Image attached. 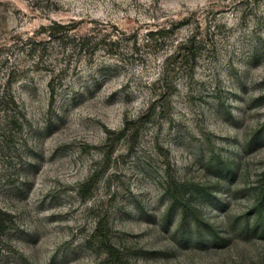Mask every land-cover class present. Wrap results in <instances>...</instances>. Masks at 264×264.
<instances>
[{"label":"rangeland","instance_id":"1","mask_svg":"<svg viewBox=\"0 0 264 264\" xmlns=\"http://www.w3.org/2000/svg\"><path fill=\"white\" fill-rule=\"evenodd\" d=\"M0 264H264V0H0Z\"/></svg>","mask_w":264,"mask_h":264},{"label":"trees","instance_id":"2","mask_svg":"<svg viewBox=\"0 0 264 264\" xmlns=\"http://www.w3.org/2000/svg\"><path fill=\"white\" fill-rule=\"evenodd\" d=\"M254 226H255V228H254V230H255V229H256V227H257L256 223L254 224Z\"/></svg>","mask_w":264,"mask_h":264}]
</instances>
